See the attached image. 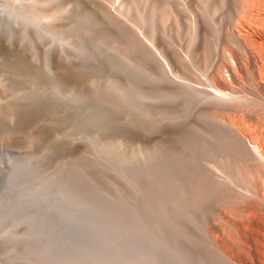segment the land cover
Wrapping results in <instances>:
<instances>
[{"label": "rangeland", "instance_id": "rangeland-1", "mask_svg": "<svg viewBox=\"0 0 264 264\" xmlns=\"http://www.w3.org/2000/svg\"><path fill=\"white\" fill-rule=\"evenodd\" d=\"M16 1H0V8L2 6L0 9L1 41L5 42L7 38L6 43L14 46L18 45L17 42L20 38H26V40L22 39L24 44L21 46H28H24L26 50L28 49V53L32 46H36L38 49L36 53H38L40 60L33 53L36 50L33 47L31 48L33 54L29 53L31 57L35 55V57L33 56L34 62L36 60L40 62L42 58L40 63L36 62L42 66V63L47 64L50 61L49 65L45 67L44 64L45 68L42 67L48 68V72L45 71L51 80L57 76H53L54 72V74H58L56 73L58 72L56 68L58 62L63 64L61 66L67 65V61H64L67 57L62 55L73 54L68 55L71 58L67 59L69 66L80 62L79 60L82 62L89 61V63H93V66L94 63L96 65V69L95 67L90 68L91 70L87 68L88 71L95 74L94 76L93 73L88 75V78L92 75L90 79H95L94 81L90 80L93 84L90 83L92 85H89L88 88L89 80L87 79L81 85L83 87L73 86V84L65 82V85L62 84L61 86L66 90L60 86L61 91L63 89L62 92L59 91L60 94L55 93V90H49V88L44 89V93L50 95L53 92L56 97L62 93L68 97V102L63 95L59 100L63 99L62 102L66 103L78 102L83 97V102H80L87 104V106L89 104L88 107H91V110L94 108L96 110L101 109V111L106 110L112 101L113 104L110 106L112 110L132 108V113L129 112V108L126 109L127 113L123 115L124 117L121 115L125 110L120 111L123 121L134 113L138 116L144 114L149 118L146 120L149 123L151 121L154 128L145 130L142 126L129 127V124H125L127 128L119 129V131L113 129L114 127L117 128L116 125L111 124L109 125L111 129L107 127L105 130L107 132L91 133L87 131L81 134L82 137L72 133V135L75 134V138L73 136V139L68 138L69 135L68 139L63 138L67 140L65 141V148L68 149L65 151L66 153H60L59 150L57 153H48L43 149V145H41L42 150L39 148L40 143L36 142L31 143L33 146L30 148L31 144L29 143L26 145V142L15 141L16 135L0 133V189L8 176L16 175L22 191L33 196L35 202L44 198L62 207L66 206L64 208L68 209L67 211L71 216L83 221L86 220L89 223H99L103 226L110 223L119 228L122 226L123 229L128 228V232L133 228V231L129 232L130 234H137V232L134 233L135 227L138 226L137 223L140 220V224L144 223L148 226L149 231H152L151 233L156 234L157 232L161 236L164 235L160 229L161 225L156 228L154 221L164 217L149 215L150 213H146L142 207V203L149 198L150 205L154 209L162 207L164 203L161 202L163 201L162 198H157L160 194L152 197L148 195V191L156 187V180L161 179L159 174L165 169L163 165H165L166 155L170 154L171 150L179 152L181 149L180 154L177 152L181 155L179 156L181 159L182 153L185 152H182L183 148L187 150L185 147H188L191 149L185 152V159H187L186 153L196 149L198 152L194 150L196 155L191 152L195 156H193L194 161L197 159L196 157H199L195 163L201 167L205 177L214 181L211 182L215 185L214 190L216 186L218 187L213 196L203 204L204 209L202 211L195 210L192 218L185 221L188 218L189 200L195 197L193 193L197 195L200 192L199 186L201 184L205 185L201 179L203 175L199 176L192 172L183 173L182 167H179V170L178 168L176 170L171 169V172L169 169L167 170L169 173L165 171L169 177L173 174L172 184L178 185V190L181 192L178 194L179 191L177 192L175 187L180 196L178 197L179 208L175 209L174 213L181 214L178 216V223L175 221V227H178V232L183 234L182 236L178 234V237L191 241L197 249L203 244L202 242L207 244L212 260L220 258L227 264H264V158L261 157V154L264 156V0H80V3L77 4L79 7L74 0H57L56 3L55 0L54 2L52 0L53 23L50 21L51 19H48L49 23L47 20L37 23L35 13L28 14L25 11L22 13V10L18 12L19 6L32 5L33 1L31 4L27 3L28 0H25V3L21 0H18V3ZM35 3L34 1V6L37 4ZM64 9L66 10L64 11ZM59 11L66 13H61L63 18ZM77 12H80L82 17L80 29L86 28L81 29L79 38L75 33L69 32L68 29L74 25ZM117 21L121 22L118 23ZM116 22L122 23L123 27ZM92 23H94V27L98 26L100 31L95 30L98 29L97 27L92 28ZM110 23L115 24L113 26L117 25V28L120 26L118 29L122 27L120 30L124 29L122 32H126L125 35L127 36L130 29L127 32V28H124L126 24L132 30V32L130 31L131 35L129 34L128 38H124L125 35L123 37L119 30L116 32L117 28H112ZM49 24H52L53 27H49ZM18 26L19 28L22 26V30L26 33L19 31L21 29L16 30ZM102 27L104 28L102 29ZM13 29L15 32H21L24 35L16 33L18 37L15 35L12 37ZM91 29L95 31L91 33L89 38L87 35ZM101 30L103 31L102 34L100 33ZM112 30L113 33H111ZM53 32L56 34L58 32L60 35L57 34V36ZM104 32H107L106 35ZM97 33H100L101 38H109L110 41L108 39L107 41L111 43L105 42L106 39L101 41V38L94 35ZM4 34L8 35L3 38ZM42 34H45V37ZM39 35L44 37L43 46L39 42L42 38L36 40ZM67 36L71 40H67ZM61 37L63 40L60 39ZM12 38L19 39L13 41ZM94 38L96 41L98 40L97 43L101 41V46L96 41L93 42ZM114 38L116 39L114 40ZM84 39H86L85 42ZM48 44L53 50L48 49ZM38 45L39 47H37ZM46 48L49 53L51 52L50 58H48V54H45ZM54 48H57L59 56L52 52L56 50ZM66 51L69 53L67 54ZM106 52L107 55L113 53L114 58L109 56L118 62V65L116 64L117 69L106 67L115 62L108 61L110 63L105 64ZM54 55L55 57H53ZM104 57L105 60H101ZM53 59L56 65H54ZM57 59L62 60L57 61ZM52 63L54 64L52 65ZM102 63L105 66L101 67ZM99 66L102 71L100 73L97 71L98 74L94 70L100 69H97ZM226 70L231 73V80L224 78L223 74ZM52 71L54 72L51 73ZM108 80L113 82L111 83L114 85L112 92L111 89H108L111 82ZM66 83H69L72 88L68 85L70 87L68 90L69 87H66ZM105 85H109L107 88L109 94H106L107 91H102L105 90ZM95 87L96 90H93ZM98 87L100 92L106 94L105 96L99 91L97 93ZM110 87L112 88V86ZM6 88L5 82L0 77L1 101L3 98L6 100L8 98L11 101L9 97L12 94L8 93L10 92L9 87L8 90ZM60 88L58 89L60 90ZM211 88L213 89L211 90ZM215 88H221L225 94L221 95L222 92L216 94L213 92ZM48 90L50 92H47ZM115 90L117 91L116 94L114 93ZM43 91L40 92L43 93ZM3 92L5 97H3ZM79 93H83L82 97L73 101L77 96H80ZM110 93L113 97L115 96L114 98H117L116 96L119 98L120 94L124 100L121 97L117 98L118 100L115 99L116 101L111 97H109L110 99L106 98ZM96 96L97 99L99 96L101 97L98 100L100 101L98 105H96ZM69 98L72 100L69 101ZM105 98L110 104H106L108 102L104 101ZM6 100L5 102L8 101ZM102 101L107 108L101 107ZM5 102L0 103L2 105L7 104ZM129 103H133L135 108H133L134 106L130 107ZM133 109L139 112H133ZM12 119L9 122L14 124L15 119ZM57 131L62 134L59 130ZM62 135H56V137L62 139L65 137ZM185 135L189 136H187L188 139L185 138ZM190 137L196 140H191ZM193 141L194 144H192ZM186 142L188 145L186 144L187 146L184 147L182 143ZM196 142L199 146L195 145ZM169 143L173 148L176 146L179 149L174 150L177 148L170 147L171 150L169 148L170 151L167 150L165 147ZM179 144L183 147H179ZM190 144L194 145L195 148H193L194 146L189 147ZM154 146H158V148L161 146L163 152L165 150L166 154L160 155V158L164 157L162 160H159V156L156 159L152 158L157 149ZM80 156L91 158L96 162L92 166L86 167L82 165L80 160L75 166L74 164ZM150 158L151 161H149ZM159 164H162V168L161 165L159 167ZM136 165L140 166L137 168ZM143 165L152 166L150 171L154 173L151 174V177L147 173L144 174L143 170H139V168L144 167ZM77 167L84 172H79ZM172 167L174 166L172 165ZM137 170H139L138 173ZM174 174L180 175V179L177 178L176 180L177 185L174 182ZM153 176L154 179L156 178L155 180H152ZM157 176L160 179H157ZM148 178H151V181ZM151 184L154 186L151 187ZM190 192L193 196L190 195ZM187 195L191 196L190 199ZM39 219V211L35 208L20 210L14 204H0V264H29L31 257L32 260H35L41 254L46 255L45 253L48 252L46 249L36 255L37 252L35 251L39 247L32 248L34 249L32 251L29 248V242H33L39 237L42 238L40 241L43 242L49 236L44 234L45 231L43 230L46 227L41 225ZM113 221L117 222L114 223ZM119 232L115 231L114 234ZM122 233L120 232V234ZM196 237L198 239H194ZM115 238L117 241H121L120 236H115ZM174 240L175 245L180 248L179 250L184 252L179 238ZM29 251L31 252L29 253ZM80 258L82 257L77 255L74 261L79 263Z\"/></svg>", "mask_w": 264, "mask_h": 264}, {"label": "bare ground", "instance_id": "bare-ground-1", "mask_svg": "<svg viewBox=\"0 0 264 264\" xmlns=\"http://www.w3.org/2000/svg\"><path fill=\"white\" fill-rule=\"evenodd\" d=\"M0 1H2V0H0ZM31 1H33V4L32 5L19 6L17 8V9H19L18 12H20V10H22V13H23V11H25L28 14L29 13H35V16H36L35 18L37 19V23L38 22H41V21H45V20H47V22H48V19H51L50 21L52 22V17H54V12H53V9L51 7V4L54 2V0H53V2H52V0H28V2L27 1L26 2L29 3V4H31L32 3ZM34 1L37 3V4L35 3L36 5H38V4L39 5L38 6H36V5L34 6ZM56 1L57 0H55V3H56ZM21 2H24L25 3V0L24 1L21 0ZM44 2H46L45 3L46 4L45 5L46 7L44 6ZM74 2H76V5H77V4L80 3V0H74ZM98 2H100V1H98ZM5 7H6V5H5ZM1 8H2V6H1ZM66 9H67V5H66ZM66 9H64V11ZM25 12H24V14H26ZM63 12H60L59 11L60 16L63 15V14H61ZM57 13H58V11H57ZM84 15H86V13H84ZM0 17H1V14H0ZM61 17L63 18V16H61ZM84 18H85V16H84ZM58 19L60 20V17H58ZM67 19H65V20H67ZM112 19H113V17H112ZM71 20H73V19L71 18ZM81 20H82L81 14H80V12H77V15H76V18H75V21H74V25L72 24L73 26H71L69 28H68V25H67V28L69 29V32H71L73 34L75 33L78 38L80 36V33L82 32L81 29H86V28H81L80 29V22H81ZM110 20H111V18H110ZM34 21H35V19H34ZM117 22L119 23L121 21H117ZM92 24L93 25L91 27L93 28L94 27V23H92ZM39 25H41V24L39 23ZM113 25H115V24H113ZM113 25L111 26L112 28L117 26V25L116 26H113ZM118 25L122 26V23L121 24H118ZM48 26L49 27H53L52 24H49ZM126 26L127 25L125 24V27L124 28L125 29L127 28L126 29L127 32L129 31V29L132 32L131 28H128V26L127 27ZM21 27L19 28V26H18V28L16 30L21 29L19 31L22 32L23 30H22ZM96 27L98 28V26H96ZM96 27H94V29ZM65 28H66V26H65ZM103 28L104 27H102V29ZM118 28L116 29V32H118V30H119V33H121V35L123 34V37H124V35L126 34V32L123 33L122 31H124V29L121 31L120 30L121 28L120 29H118ZM106 29H107V27H106ZM14 30L15 29H13V32L11 31L13 33L12 37L14 35L17 36V34L21 33V32H19V33L18 32H15ZM95 30L100 31L99 28L98 29H95ZM34 31H36V30H34ZM66 31H68V30H66ZM91 31H92V29H91ZM91 31H89L90 33H88V35H87L89 38L91 36V33L94 32V31H92V32ZM130 31L128 32V35L131 33ZM23 32L26 33V31H23ZM47 32H49V31H47ZM102 32L103 31L101 30L100 33L102 34ZM64 33H66V32H64ZM106 33L104 32L105 35H106ZM111 33H113V30H112ZM0 34H2V33H0ZM21 34H23V33H21ZM21 34H20V37H21ZM54 34L57 35L58 32H57V34L56 33H54ZM99 34L97 33V34H94V35H96V37L101 38V35L99 36ZM7 35L8 34H6L3 38H5ZM58 35H60V34H58ZM94 35L92 34V37H94ZM116 35H117V33H116ZM128 35L127 36L125 35L124 38H128ZM42 36L45 37V34L44 35L42 34ZM42 36L40 37V35H39V37H37L36 40H38V38H39V40H41ZM64 36H66V35H64ZM64 36H62V37H64ZM17 37H15V38H17ZM44 37L42 38L41 41H39L40 43H42V46H43V39H44ZM62 37L60 38L61 40H63ZM112 37H116V36H112ZM9 38H11V37H9ZM15 38H12V39H14L13 41H16V40L19 39L18 38V39L15 40ZM99 38H97V39H99ZM22 39L23 38H20L21 41L18 40L19 41V42H17L18 45H14V43H13L14 46H10L9 43H6L7 38H6L5 42H3V41L0 40V60H1L0 61V77L5 82L7 88L9 87V89H10L9 91L10 92H8V93H11L12 94L11 97H9V98H11V101H10V99L8 100V98H7L8 101L6 100V98H3L2 99L3 101L0 100L1 103L5 102V100L7 101V102H5L7 104H3L2 105L0 103V133L1 134H3V135H12V134H14V135H16L15 136V141L17 140V141H19L21 143L26 142V145H27V143L31 144L33 142L40 143L39 148H41V145H43L42 146L43 149L46 152H48V153H50V152L51 153H57L58 151L55 150V149H58L60 153H64L68 149L65 148V145H66V142L65 141H67V140H64L63 138H66V139L71 138V139H73V137H74L75 134L72 135V133H76L77 136L79 135V136L82 137L81 134L82 133H85L87 131L88 132H91V133L92 132L93 133H98L99 131L107 132L105 130H107V127H109V125H111V124L116 125L117 128H115V127L113 128V129H116V130H119V129L124 130V128H127V127H125V124L126 125L129 124L128 125L129 127L130 126H136V127L137 126H139V127L142 126L143 129H145V130H149V129L154 128V125L151 124V121H150V123L147 121L149 118H147V116H145L144 114H143V116H138L136 113H134L136 115L135 116L134 114L130 115V113H129V115L131 117L129 116L130 118L127 117L128 119L127 120L124 119L125 121H123L122 118H121V116L124 117L123 115L127 113L126 109L129 108V107H126V109L123 108L125 111H124V113L121 116H120V113H121L120 111L123 110V109H119L118 108V105L116 107L119 110L118 109L112 110L111 107H110L111 104H113L112 101H110V103H111L110 104L107 101V99H106L107 97L108 98L109 97H111V98H114L115 97V96L113 97L111 93H110L111 96L110 95L109 96H106V98H105L106 100L103 99L104 101L108 102V103L105 102L107 105L110 104L108 106L110 109L107 108V107H105L106 105H104L103 104L104 102L102 101L101 104H103V105L102 106L100 105V106L102 108H104V107L107 108L106 110H102V111H101V109L100 110H96L94 107H93L94 109L91 110L90 109L91 107H88L89 104L87 106V104H83L82 103L83 102L82 101V98L83 97L81 95L84 93V90L82 91L83 93H81V94L79 93L80 96H77L76 99L73 100V101H76V100L79 99V97H82L80 99V101H82V102H80V101H78L79 103L78 102H72L71 101L72 100L71 98H69V101H71V103L70 102L69 103L62 102L63 99L62 100H59V98L61 97V95L64 96V94L61 93L60 96L57 95L58 97H56L55 96L56 95L55 93L60 94L59 91L60 92L63 91V89L61 91L60 86L62 84L65 85V82H69V83H71V85L73 84V86H77L78 87V86H81L83 83H85V81L88 79L89 80V82H88L89 84L87 85V88H88V86L90 85V83H92V81L95 80V79H90V78H92V75L90 76V78H88L89 77L88 75L90 73H93V72H90L88 70L90 68L91 69L94 68L96 66L95 63H94V66H93L92 65L93 63L91 64V63H89V61L88 62H82L81 60H79L80 62H78V63H76L74 65L69 66L68 65V61L69 60H67V59H71V58L68 56L70 53L66 51L67 54L68 53L69 54L67 56L62 55L63 57H67V58H65V60L62 58L64 61H67V65L66 66H61L63 64H61V63L59 64V62H58V65H56V62L53 59L55 64L52 63V65L53 64L56 65V68L58 69V72H56V73H58V74H54L55 73L54 72L55 69H54V71H52L51 73L54 72L53 73V76L54 75L55 76L57 75V76L55 77V79L51 80V79L48 78V77H50V76H48V73H46V71L48 70V68L44 69L46 67V65H49V62L50 61L47 62V64L46 63H42L43 65L45 64V67L42 65L44 68L40 64H37V63H40L42 61V58H41V61L38 62L40 60L38 58V55H37L38 53H36V51L38 52V49H36V46L35 47L32 46L33 49H36V50L33 52V49H31L32 47H30L29 48L30 49L29 50L30 51L29 53L30 54H33L34 53L37 56V58L39 59L38 61L36 60L34 62V59L35 58H33V56L35 57V55H33L31 57V55L27 52L28 49L26 50L24 48L25 45H23V47L21 46L22 44H24L23 43L24 42L23 40H26V38H24L23 40ZM46 39H48V38L46 37ZM102 39L104 41L106 39V37L105 38L102 37L100 40L102 41ZM107 39L110 41L109 38H107ZM107 39L105 40V42H109V41H107ZM115 39L116 38H114V40ZM67 40H71V39L68 37ZM85 40L86 39H84V42H85ZM93 40L92 41L95 43L96 39L94 38ZM125 40H127V39H125ZM97 41H96V43H97ZM101 41H100V43H97V44L100 45L101 44ZM25 42L27 43V41H25ZM61 42H63V41H61ZM109 43H111V42H109ZM136 43L139 44L137 41H136ZM44 44H45V42H44ZM75 44L77 45V43H75ZM45 45H44V48H45ZM63 45H62V49H63ZM20 47H22V48H20ZM25 47H28V46H25ZM37 47H39V45ZM48 49L49 50L50 49L53 50V48H51V45H49V48ZM48 49L46 50L47 52L45 54H48L49 57L47 55H45V57L47 56L48 58H50V55H51L50 53L51 52L49 53L48 52ZM58 49H61V48H58ZM54 50L56 51V53H55V51H52V52H54L55 55H58L57 54L58 53L57 48H54ZM31 51L33 53H31ZM40 51H39V53H40ZM68 51L71 52L72 50H68ZM59 52H61V50H59ZM112 54L111 53L110 54L108 53V55H107V52H106V55H105L106 56V60H105V57L104 58H101V60H105L107 62V63L105 62L106 65L109 64L110 62L115 61V59H113L114 57L112 56ZM43 55H44V53H43ZM55 55L53 57H55ZM70 55H73V54H70ZM109 55L111 57H113V58L111 59V57ZM39 56H41V55L39 54ZM41 57H43V56H41ZM101 57H102V55H101ZM108 57H110V58H108ZM79 59H80V57H79ZM93 59H95V58H93ZM107 59H110V60H107ZM58 60H60V59H57V61ZM82 60H84V59L82 58ZM43 61H44V59H43ZM108 61H110V62H108ZM115 62L110 63L112 65L111 66H108L107 65L106 67H108V68L109 67H111V68L112 67H115V69H117L118 67H116V66L118 65V62L117 61H115ZM114 63H115V66L113 65ZM105 64L102 63V65L101 64L100 65H101V67H103V65L105 66ZM50 66H51V64H50ZM86 66H89V67H86ZM167 66L169 67V64L168 63H167ZM87 68H89V69H87ZM98 68H100V66L97 67V69ZM111 68L109 69L110 71L112 70ZM49 69H50V67H49ZM95 69H96V67H95ZM50 71H51V69H50ZM97 71H99V73H100L102 70H101V68L98 69V70H96V71L94 70V72H97ZM51 73H49V74H51ZM102 74L104 76V73H102ZM94 75L95 74L93 73V76ZM107 75H108V72H107ZM96 76L99 77V75H97V74H96ZM105 79H106V77H105ZM90 80H92V81L90 82ZM101 81H103V80H101ZM108 81H111V80H108ZM69 83H66V87H69L70 86ZM111 83H113V82L111 81L109 85L112 86V88L109 85H108L109 88H108V86L105 85L106 86V88L104 87L105 90H102L103 92L104 91L105 92L107 91L106 94H109L108 91L110 89H111V92H112V89H113V86L114 85H111ZM96 84H97V82H96ZM116 85H118V83H116ZM119 86H122V85H119ZM61 87H63V86H61ZM70 87L68 88V90L70 89ZM81 87H83V86H81ZM84 87H86V86H84ZM47 88H49V90L51 89L52 91L55 90L54 91L55 93L51 92L50 95L48 93L47 94L44 93L45 92L44 89H47ZM58 88H60V90ZM98 88H97V93L100 90V88L99 89ZM3 89H5V88L3 87ZM64 89L66 90V88H64ZM74 89H75V87L73 88V90ZM212 89L213 88H211V90ZM38 90H40V91H43L44 90V91L42 93V92H40ZM49 90L47 92H50ZM65 90H64V93H65ZM85 90H86V88H85ZM93 90H96V87L93 88ZM211 90H210L211 93L215 92L217 94V93L222 92V93H220L221 95L222 94H225L222 91L221 88H215L213 90V92ZM117 91H118V88H117ZM117 91L115 90L114 93L116 94ZM100 93H102V92H100ZM106 94L105 93H102V95H104V96ZM121 94H123V93H121ZM65 95H66V93H65ZM102 95H101V97H102ZM3 97H5L4 96V92H3ZM101 97L99 96V98H101ZM116 97L118 98V96H116ZM120 97L122 98V96H120V94H119V98ZM0 98H1V96H0ZM64 98H67L66 101L68 100V97L67 96H64ZM99 98L97 99V96H96V99L94 98L95 100H97V104L96 105H98L100 103V101H98ZM117 98H114V100L117 99ZM127 99H128V97H127ZM128 100H130V99H128ZM91 101H93V100H91ZM89 103H90V101H89ZM123 104H125V103H123ZM132 104L133 103L130 104V107L131 106H134V104L133 105ZM100 106H98V107H100ZM120 107H121V105H120ZM112 108H114L113 105H112ZM133 108H135V106ZM131 109L132 108H129V112L131 111V113H132V110ZM135 111L137 113L139 112L136 109H133V112H135ZM12 118L15 119L14 124H11L9 122ZM122 126H124V127H122ZM57 130H59L63 135L62 134H59V132ZM116 130H113V131L115 132ZM55 132L56 133L58 132V134H55ZM91 133H89V134L91 135ZM89 134H87V135H89ZM14 135H12V136H14ZM56 135H59V136L62 135V136H65V137H62V139H60V137L58 138V137H56ZM68 135L70 137H68ZM181 136H180V138L182 139L183 136L182 137ZM187 136L185 135V138H187ZM7 137H9V136H7ZM131 138H132V136H131ZM183 139H184V137H183ZM183 139H182V141L184 142ZM190 139L191 140H196L195 138H191V137H190ZM172 142H174V141L172 140ZM177 142H179V141H177ZM177 142H176V144H177ZM197 142H196L195 145H198ZM179 143L181 144V142H179ZM194 143L195 142L193 141L192 144H194ZM199 143H200V141H199ZM186 144L188 145L187 142L186 143H182V145H184V147H185ZM192 144H190L189 147L190 146L193 147L194 145H192ZM22 145H24V144H22ZM32 146L33 145L31 144V146H29V147L32 148ZM57 146H59V147H57ZM156 147H157V149H156ZM156 147H155L156 150L154 149L155 152L153 153V157L152 158L156 159L159 156L158 157L159 160L160 159L162 160L164 157L160 158V155H162L163 153L166 154V152H165V150H164V152L162 151L161 146H160V148H158V146H156ZM170 147L173 148L172 146H170V143H169V145H166L165 148H167V150H169ZM179 147H183V146L180 145ZM185 148L187 150H190L191 149V148H188V147H185ZM193 148H195V146ZM178 149L179 148L174 149V150H178ZM187 150H184V148H183V151L182 152H184V151L186 152ZM194 150L197 152L196 149H194ZM194 150L191 151V152L193 153ZM172 151L173 150L170 151V154H167L166 155V160H165V163H164L165 165H163V167L165 169L164 168H163L164 170L162 169L164 172L162 171V172H160V174L158 173L161 179L158 178V176H157V179H160V180H158V181L156 180V182H155L156 187H153L154 185L152 186V184H151V187H153V189H149V191H148V195L149 196L151 195L152 197L154 195H157L158 193L160 194V196H157V198L158 199L162 198L161 200H163V201H161V202H164L163 205H162V207H160V208L158 207L159 209H154L150 205V202L151 201L149 200V198L146 199L142 203V207L144 208V210L146 211V213H150L149 215H153V216L154 215H160L161 217H164V218H160V219H155V221H154V225H156V228H159V226L161 225L160 226V229H161L162 233H163L162 224L163 225L164 224H168L172 230L179 231L178 227L177 228L175 227L176 223H178V222L176 221V223H175V220L173 219V215L175 214L174 213L175 209L179 208V205H178L179 203H177L178 202V199H177V195H176V190H177V192L179 191L178 194H180L181 192H180V190H178V185H177L178 182H176V180H177V178H178V180L180 179V175L178 176V174H174V178H175V181L174 182H176V185H177V186H174L175 184L173 185L172 184V181H171V179L173 180V178H172L173 174L171 175V177L167 176V174L169 173L167 170L170 169L169 171L171 172V169H175L176 170L178 168V170H179V167H182L184 169V167L186 165L187 166H188V164H192L193 165V162H195L197 159H199V157H196L197 159L195 158L196 160L194 161L193 156L196 155L195 152H194L195 154L193 155L190 151H188L187 152L188 154L186 153V158L187 159H185V152H184V153H182L183 157L180 159L179 156H181V155H179L180 154L179 152H181V149L179 150V152L177 151L179 154L176 151H173L174 153ZM175 152L177 153V156L175 155L176 154ZM190 153L192 154V156H190L191 155ZM43 155H44V152H43ZM47 155H49V154H47ZM47 155H45V156H47ZM187 155H189V156H187ZM188 157H189V159H188ZM190 157H192V158L190 159ZM261 157L264 158V156H262V154H261ZM80 160L83 163L82 165H84L86 167H90V166H92L94 164V162H96V161H93L91 158H84V157H81L80 156L79 160L74 165L75 166L78 165L77 163H79ZM149 161H151V158H150ZM162 162H164V161H162ZM180 162H182V163H180ZM180 164H183V166H181ZM160 165H161V168H162V164H159V167H160ZM172 165L174 167H172ZM139 166L140 165H138V166L136 165L137 168ZM143 166H141L143 168L142 169L139 168V170H143L145 172V173L143 172L144 174L147 173L151 177V174L154 173V172L152 173V171H150L151 168H152V166H150V167H147L145 165H143ZM155 167H156V164H155ZM155 167L153 166V169ZM77 169H78L79 172H84L81 168H78L77 167ZM139 170H137V173H138ZM158 170H159V168H158ZM182 170H180V171H182ZM165 171H167L168 173H166ZM134 172L136 173V170ZM172 172L174 173V170ZM141 173H142V171H141ZM154 176H156V175L154 174ZM154 176H153V179L152 180H155L156 179V178L154 179ZM146 178H147V176H146ZM150 179H149V181H151ZM190 179H192V178H190ZM202 181L205 182L204 184L208 183L205 179H203ZM146 182H148V181H146ZM151 183H153V182H151ZM148 184H150V183H148ZM148 186H150V185H148ZM175 187L177 188L176 190H175ZM200 192H198V193L199 194L205 193V189L203 191H200ZM221 193H222V191H221ZM193 194H195V196H196V193H193ZM190 195H192V193ZM179 196L180 195H178V197ZM188 197L190 199L191 196H188ZM189 199H187V200H189ZM0 201H1L0 204H2V203L3 204H14L16 206V208L19 207L20 210H25V209H29V208H35V209H37L39 211V215H40V219L39 220H40V223H41V225L44 228L46 227L43 230V231H45L44 234H48L49 236L47 238H45V241H43V242L40 241V239H42L41 237H39L37 240H34L33 242H29V248L32 251V250L35 249V247H39L40 248V247H42V244L45 243L44 244V247H42V249L39 250V248H38V250H36L35 252H37L36 255H38V252L41 253V251H43L44 249L48 250V252L45 253L46 255L41 254L40 256L36 257L35 260L34 259L32 260V257H31V261H30L29 264H33L34 261H35V264H79L80 261H81L80 264H177V263L187 264L186 257H189L190 258V256H192V255H190V253L188 251L187 252L186 251L183 252V251L179 250L180 248L175 245V240L174 239H177L178 240V238H179L178 235H176V234H164L163 233L164 235H161L160 236V234H157V232H156V234L155 233H151L152 231H149L148 226H146L142 222H141L142 224H140V220H138L139 221L138 223L136 222L138 224V226L136 225V227H135V230L136 231L134 233L137 232V234H132V233L130 234L129 232H132L133 231L132 230L133 228L130 229L131 231L128 232L127 231L128 228L126 227L127 229H123V226L119 228L117 226H113L110 223H108V224H106L104 226L101 225V224H99V223H89L86 220L83 221L80 218L71 216L70 213H68V211H67L68 209L66 210L64 208L66 206L62 207L60 205H57L54 202H51V201H48V200L44 199V198H41L39 200H36V202H35V199H34L33 196L28 195V194H26V193H24L22 191V189L20 188V185H19L18 177H16V175L8 176L4 180L3 185H2V188L0 189ZM118 204H120V203H118ZM116 214H118V213H116ZM179 215H181V214L179 213L178 216ZM112 220H110V221H112ZM117 221H115V222H117ZM136 221H137V219H136ZM142 221H144V220H142ZM115 231H120V232H123V233L120 234V232H119L118 234H114ZM181 231H182V229H181ZM183 232H185V231H183ZM182 235L183 234H180L179 236H182ZM115 236H117V237L120 236L121 241H117V239L115 238ZM189 239L191 240V238H189ZM194 239H198V238L196 237ZM195 246H197V245H195ZM32 248H34V249H32ZM31 251H29V253ZM77 255H79V256L82 257V258H80L78 260L79 263H77V262L74 261V258Z\"/></svg>", "mask_w": 264, "mask_h": 264}, {"label": "water", "instance_id": "water-1", "mask_svg": "<svg viewBox=\"0 0 264 264\" xmlns=\"http://www.w3.org/2000/svg\"><path fill=\"white\" fill-rule=\"evenodd\" d=\"M57 147H59V146H57ZM55 150L58 151V149H55ZM181 165L183 166V164H181ZM186 172H189V173L192 172V173H195L199 176L203 175V171H202L201 167L198 164H196L195 162H193V165L188 164V166L186 165L184 167L183 173H186ZM201 179H205L208 182L204 186L202 184H201V186L198 185L200 191H203L205 189V193H202V194L198 193L195 197L192 198V200H189V204H188L189 212H188V216H187L188 218L186 221H188L189 219L192 218L195 210L196 211H202L203 204L206 201H208V199H210V197L213 195V193L216 192V190H217L218 186H216V189L214 190L215 185H213V183H211L214 181H211L210 179H208L204 175H203V178H201ZM176 195H177V199H178L177 192H176ZM214 195H216V194H214ZM173 219L177 222L179 221V217H178L177 213H175L173 215ZM162 229H163L164 234H176V235L180 234L177 230H172L168 224H164V225L162 224ZM190 236H192V235H190ZM179 241H180V245L182 247V250H184L186 252L188 251L192 255V256H190V258L186 257L187 264H202V263L203 264H227V262H225L224 260H222L220 258L218 260H212L211 254H210V252L206 246L207 244H205L204 242H203V244H201L200 247H198V249H196V247H194L193 244L191 242H189L188 240H186L185 238L179 237ZM199 261H201V262L199 263ZM177 264H180V263H177Z\"/></svg>", "mask_w": 264, "mask_h": 264}, {"label": "built area", "instance_id": "built-area-1", "mask_svg": "<svg viewBox=\"0 0 264 264\" xmlns=\"http://www.w3.org/2000/svg\"><path fill=\"white\" fill-rule=\"evenodd\" d=\"M223 75L225 79L231 80V73L228 70H226Z\"/></svg>", "mask_w": 264, "mask_h": 264}]
</instances>
